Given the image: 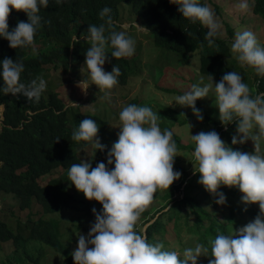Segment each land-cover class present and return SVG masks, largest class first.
Masks as SVG:
<instances>
[{
    "label": "trees",
    "instance_id": "1",
    "mask_svg": "<svg viewBox=\"0 0 264 264\" xmlns=\"http://www.w3.org/2000/svg\"><path fill=\"white\" fill-rule=\"evenodd\" d=\"M206 2L199 0L201 5H206ZM121 6H127L130 13L141 20L151 35L154 47L166 50L172 56L173 63L188 66L191 54H196L199 74L207 78L210 74L216 79L217 75L220 78V70L231 57L227 41L214 39L210 47L205 39L206 28L199 22L192 24L183 18L178 6L169 0H63L60 4L49 0L47 8L40 9V27L32 46L12 49L9 42L0 37V61L11 58L24 63L21 82L27 84L37 77L46 81V90L39 101L0 92V107H3L0 115V198L10 196L15 202L0 217V246H12L7 258L9 264H47L45 261L49 252L54 255V260L59 256L66 264H74L71 243H68L71 237L59 215L73 212L78 215V222L84 219L94 222L92 209L100 212L95 205H102L94 200L88 201L79 193L68 180L67 171L73 163L82 160H90L92 167L96 166L93 162L94 148L88 142L72 141L73 130L87 118L94 119L99 127L105 126L106 121L85 108L83 113L80 106H67L59 94L61 83L55 81H63V77L68 76L65 77L66 82L74 84V76L81 72L89 45L85 40L87 28L104 23L99 13L105 7L111 9L109 15L116 25L115 30L123 31ZM251 11L264 21V0H253ZM18 21L27 22V15L13 9L8 19L9 31L16 27ZM106 50L109 54L103 65L104 71L111 72L113 66L117 65L121 75L115 87L126 86L135 68L136 50L133 56L118 60L111 57V48ZM248 69L239 73L243 82L254 90L253 94L264 92V76L257 75L250 67ZM234 70L230 68L226 72ZM50 76L55 80H50ZM160 91L174 96L184 94L169 89ZM129 104L136 102L130 101ZM220 123V120L210 121L206 118L205 127L213 128L210 131H216L225 144L234 150H252L254 145L251 140L242 145H232V136L236 135L235 123L219 127ZM173 138L179 149L188 147L179 142L176 136L173 135ZM178 169L182 177L178 184L164 189V204L145 209L140 216L142 223L137 222L136 230L142 232L143 227L156 217L144 232L150 244L163 243L165 250H174L175 244H181V233L168 234L167 229L180 232L188 226V234L210 251V239L218 234H231L237 219L244 218L248 224L259 214L249 207L243 211L235 207L218 209L216 197L198 183L199 173L189 180L193 170L184 171V167ZM184 183L186 185L181 190ZM225 189L226 203L223 206H229L239 190ZM196 191L205 193L206 197L209 195L211 206L203 205L201 198L192 196Z\"/></svg>",
    "mask_w": 264,
    "mask_h": 264
},
{
    "label": "clouds",
    "instance_id": "2",
    "mask_svg": "<svg viewBox=\"0 0 264 264\" xmlns=\"http://www.w3.org/2000/svg\"><path fill=\"white\" fill-rule=\"evenodd\" d=\"M55 2L60 4L63 0ZM169 2L177 5L178 12L190 23L199 22L206 27L205 39L210 47L213 46L221 25L211 7L201 5L199 0ZM48 3L49 0H0V37L9 42L10 48H26L34 44L40 27V9L47 8ZM248 7L247 0L237 5L240 11H247ZM13 9L25 13L27 22L18 21L16 27L9 31L8 19ZM110 12L111 9L105 7L99 13L104 23L87 28L85 40L90 47L86 49L81 71L86 70L88 77L78 84L84 85L83 91L94 84L105 96L118 84L121 75L117 65L111 72L104 71L103 65L109 54L106 49L111 48V57L118 60L133 56L136 43L125 31L115 30ZM231 53L240 67H250L257 75L264 76V45L260 44L255 33L237 31L231 43ZM23 72L22 61L11 58L0 61L3 80L0 92L39 101L46 90V81L37 77L25 84L21 82ZM208 75L210 83L202 87L193 84L189 91L175 98L176 105L190 108L202 121L203 115L196 107V101L213 91L221 124L225 127L232 123L236 125L232 145H242L251 140L254 152L234 150L214 130L191 134L194 152L189 162L193 166V174L199 173L198 183L216 197L218 205L226 203V196L219 191L224 186L238 188L243 204L259 206L258 210L249 207L259 212L253 221L246 224L242 218L244 226L228 235L218 234L208 241L209 264H264V154L261 153L264 92L253 94L254 90L236 71L226 72L215 83L214 77ZM89 79L91 84H88ZM119 121L120 132L117 141L107 151V163L99 162L93 168L90 160H82L73 163L67 171L68 180L79 193L88 201L94 200L102 205L100 212L92 209L95 221L88 234L78 235L77 247L71 253L74 264H197L199 257L209 256V248L203 244H196L194 249H184L181 259L177 251L165 250L163 243L150 244L147 241L144 232L150 223L143 227V233L136 230L141 214L152 203L157 191L168 190L181 176L180 172L174 171L177 145L172 131L160 129L158 114L148 106H125L119 113ZM189 127L191 129L190 124ZM98 132L97 122L87 118L73 130L71 140L88 142L96 151L103 152L107 146L101 143Z\"/></svg>",
    "mask_w": 264,
    "mask_h": 264
},
{
    "label": "rangeland",
    "instance_id": "3",
    "mask_svg": "<svg viewBox=\"0 0 264 264\" xmlns=\"http://www.w3.org/2000/svg\"><path fill=\"white\" fill-rule=\"evenodd\" d=\"M241 2L242 0H207L206 2V5L211 7L221 25L219 35L215 39L227 41L231 54V57L225 62L224 67L220 70V78L226 73V69L235 68L238 73L249 70L248 67H240L231 53V43L234 40L237 31H252L257 36L260 44L264 45V21L260 16L252 13L251 7L253 0H247L249 5L247 11H240L237 8V5ZM120 21L122 23L121 27L123 31H125L136 42L135 68L127 85L124 87L114 86L113 89L110 90L108 96H105L104 93H100L99 89L94 84L90 85L86 91H83L84 85L81 84L78 86L83 79H87L84 77L88 75L87 71L83 70L79 72L77 76H74L75 81H73L74 84L72 85H69L66 82L65 77L68 76L63 77V81H55L61 83L58 89L60 92L59 94L67 106H73L76 108L80 106V111L83 113L85 108L87 111H90L89 113L96 114L106 121L105 126L99 127L98 137L101 140V143L107 147L103 152L94 149V164L99 162L107 163V151L110 150L112 144L117 141L120 132V129L118 128L120 126L119 113L130 101H134L136 102V105L150 107L154 113L158 114L157 123L160 129L162 131L165 129L171 130L174 137L176 136L179 138V142L188 146L187 148L179 149V145L176 144L177 157L174 161V171H177V169L181 167H184V171L193 170V166L191 162H189L192 160V153L194 152V143L191 140V134L195 135L201 131L208 132L213 129L205 127L206 118L210 121L219 120V112L215 104L214 92L210 90L206 98L196 101V107L203 115V120L200 121L190 108L176 105L175 98L177 96L165 94L163 91H160V89H169L185 93L191 89L193 84H199L202 87L205 84L210 83V79L199 74V63L196 54H191L188 66L171 62L172 56L168 54L166 50H160L154 47L151 35L144 30L141 20L131 14L127 6H121L120 8ZM137 25L143 29L137 27ZM206 30L208 31L207 28ZM88 47H90V45H88ZM232 64L234 67H232ZM220 78L217 75L216 79L214 77L213 82H218ZM49 79L53 80L54 78L50 76ZM88 84H91L90 79L88 80ZM2 110V107H0V115ZM170 115L173 117V120ZM189 124L191 125V129ZM221 126L223 125L220 123L219 127ZM109 137L114 138L115 140L110 141ZM251 149L252 150L248 151L249 153L254 152V146H252ZM238 150L241 151L240 148H238ZM261 153L264 154V143L261 144ZM193 176L194 174L192 177ZM181 177L182 175L178 180L174 181L173 184H178ZM188 179H190V177ZM219 191L223 192L225 195L226 189L225 187H221ZM162 195H164V190L157 191L152 203L146 208V210L151 209L152 207L158 208L163 205L164 199L162 198ZM192 196L198 197L197 199L201 198L203 200V205L211 206V203L208 202L211 198L209 195L206 197L205 193L196 191L192 193ZM241 196L242 193L239 192L229 206L217 204V208L222 209L224 207V209L229 210L230 207H235L240 211L245 210L247 207H251L255 210L259 209L258 204H243L241 202ZM14 204L15 202L12 197L2 196L0 198V217L2 218L4 212ZM95 206L101 211L102 206ZM59 216L64 227L66 226L67 231H69L71 239L68 243H71L70 250L72 253L77 247L78 235H87L90 231V225L94 222L87 219L78 222V215L73 212H63ZM138 223L141 224L142 220L139 219ZM242 226H244L243 219H237L233 229L237 230ZM167 231L168 234L175 233L179 235V233H181V244L177 243L173 246L174 251L180 253L181 259H183L184 249H194L196 244H198L195 238L188 234L190 232L188 231V226L181 229L180 232L170 229H167ZM172 236H174V234ZM11 248L12 246L10 247V244L0 246V264H9L7 258L12 251ZM47 251L48 250H46L45 253H47ZM208 255L209 256L199 257L197 264H209V259H211L210 251ZM53 257L54 255L49 252L48 256H46L45 262L47 264L50 262L52 264L56 262H58V264H66L63 258L57 256L54 260Z\"/></svg>",
    "mask_w": 264,
    "mask_h": 264
},
{
    "label": "water",
    "instance_id": "4",
    "mask_svg": "<svg viewBox=\"0 0 264 264\" xmlns=\"http://www.w3.org/2000/svg\"><path fill=\"white\" fill-rule=\"evenodd\" d=\"M154 220H152L150 223H152Z\"/></svg>",
    "mask_w": 264,
    "mask_h": 264
}]
</instances>
